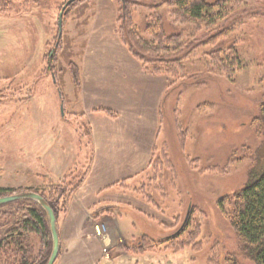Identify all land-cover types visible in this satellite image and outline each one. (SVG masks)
I'll list each match as a JSON object with an SVG mask.
<instances>
[{
    "label": "rangeland",
    "instance_id": "rangeland-1",
    "mask_svg": "<svg viewBox=\"0 0 264 264\" xmlns=\"http://www.w3.org/2000/svg\"><path fill=\"white\" fill-rule=\"evenodd\" d=\"M67 1L0 0V188L60 185V167L70 165L75 180L90 163L87 120L72 104V72L89 51L97 0L69 5L59 37ZM127 1L145 37L153 14L193 43L207 34L203 25L176 21L168 5L151 9L163 0ZM122 2L115 0L118 17ZM222 10L224 36L184 60L191 77L174 84L168 77L156 154L167 153L171 167L151 169L130 185L139 209L116 206L134 232L115 240L111 254H127L124 264H254L230 224L229 206L219 201L264 170V0H226ZM232 47L240 58L236 70L209 73L208 54L220 49L227 56ZM97 224L111 238V222ZM34 242L37 253L41 240Z\"/></svg>",
    "mask_w": 264,
    "mask_h": 264
},
{
    "label": "crops",
    "instance_id": "crops-1",
    "mask_svg": "<svg viewBox=\"0 0 264 264\" xmlns=\"http://www.w3.org/2000/svg\"><path fill=\"white\" fill-rule=\"evenodd\" d=\"M117 17L115 0L96 1L89 51L80 60L72 101L74 113L87 120L92 153L82 181L69 190L65 209L57 216L60 252L55 264L126 263L127 254L111 253L115 240L120 243L134 232L116 214V206L139 209V198L128 191L151 171L158 151L161 107L170 81L146 72L129 53L117 34ZM69 173H75L72 167L62 166L57 178ZM103 220L113 225L108 240L97 232ZM104 248L110 249L109 255Z\"/></svg>",
    "mask_w": 264,
    "mask_h": 264
},
{
    "label": "trees",
    "instance_id": "trees-1",
    "mask_svg": "<svg viewBox=\"0 0 264 264\" xmlns=\"http://www.w3.org/2000/svg\"><path fill=\"white\" fill-rule=\"evenodd\" d=\"M82 1L76 0L72 3ZM226 0L208 2L206 0H163L151 9L163 5L171 7L176 21L196 23L208 31L200 39L188 41L185 32H169L160 14H153L144 29L145 37L133 21L129 1L123 0L119 9V36L129 53L141 64L146 72L163 74L171 78L188 79L184 60L199 47L217 44L224 36L225 26H218L223 18L222 8ZM70 4V6H72ZM67 10V9H66ZM65 14V13H64ZM217 49L208 54L209 73L231 74L240 65L236 49L232 47L227 56ZM73 78L80 81L79 66L73 68ZM264 113V104L262 107ZM157 153V152H156ZM155 153L151 169L160 170L165 164L171 167L167 153L163 158ZM155 172V171H154ZM73 174H66L60 185L44 188H26L41 194L53 208L56 216L65 209L68 193L67 186L75 188L84 177L74 180ZM66 183V184H65ZM67 185V186H66ZM140 189V188H139ZM22 188H0V197L21 191ZM221 206L228 205V218L237 234L241 248L254 264H264V170L244 188L219 201ZM61 205L63 209L59 208ZM41 240V249L35 253L34 239ZM52 250V235L46 211L35 200L24 198L0 205V264H46Z\"/></svg>",
    "mask_w": 264,
    "mask_h": 264
},
{
    "label": "water",
    "instance_id": "water-1",
    "mask_svg": "<svg viewBox=\"0 0 264 264\" xmlns=\"http://www.w3.org/2000/svg\"><path fill=\"white\" fill-rule=\"evenodd\" d=\"M76 0H68L66 4L61 9V12L59 14V20H58V26H59V37H61L63 32V17L65 10L67 7L72 4ZM29 198L32 200H35L39 205L43 207V209L47 213L49 227L52 235V250L50 253V256L48 258V261L46 264H55L59 252H60V236H59V230H58V223H57V216L51 207V205L47 202V200L39 193L29 190L20 191L17 193H13L7 196L0 197V205L10 203L16 200Z\"/></svg>",
    "mask_w": 264,
    "mask_h": 264
},
{
    "label": "built area",
    "instance_id": "built-area-1",
    "mask_svg": "<svg viewBox=\"0 0 264 264\" xmlns=\"http://www.w3.org/2000/svg\"><path fill=\"white\" fill-rule=\"evenodd\" d=\"M97 232L98 235L101 236L104 240H106V230H105V226L104 225H97ZM104 251L107 252V248H104Z\"/></svg>",
    "mask_w": 264,
    "mask_h": 264
}]
</instances>
